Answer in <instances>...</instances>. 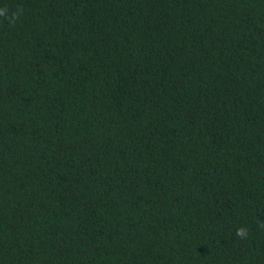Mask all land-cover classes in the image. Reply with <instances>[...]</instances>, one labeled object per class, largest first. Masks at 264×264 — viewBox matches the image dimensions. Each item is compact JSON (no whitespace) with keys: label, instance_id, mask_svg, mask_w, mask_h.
Listing matches in <instances>:
<instances>
[{"label":"trees","instance_id":"obj_1","mask_svg":"<svg viewBox=\"0 0 264 264\" xmlns=\"http://www.w3.org/2000/svg\"><path fill=\"white\" fill-rule=\"evenodd\" d=\"M0 8V264H264V0Z\"/></svg>","mask_w":264,"mask_h":264},{"label":"clouds","instance_id":"obj_2","mask_svg":"<svg viewBox=\"0 0 264 264\" xmlns=\"http://www.w3.org/2000/svg\"><path fill=\"white\" fill-rule=\"evenodd\" d=\"M7 12H8V9H6V8H0V16H7ZM19 15H20V11H17V12H15V13H13V16H12V18H11V21L10 22H15V20L17 19V18H19ZM260 227L261 228H264V222H262L261 224H260ZM248 229L246 228V227H240V228H238L237 230H236V235L238 236V237H240L241 239H245V238H247V236H248Z\"/></svg>","mask_w":264,"mask_h":264}]
</instances>
